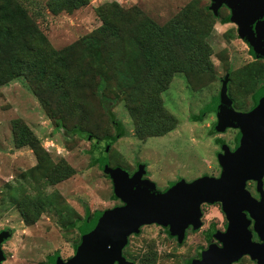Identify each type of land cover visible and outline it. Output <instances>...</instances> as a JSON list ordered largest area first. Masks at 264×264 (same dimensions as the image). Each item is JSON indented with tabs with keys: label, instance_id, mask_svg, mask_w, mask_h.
<instances>
[{
	"label": "rangeland",
	"instance_id": "1",
	"mask_svg": "<svg viewBox=\"0 0 264 264\" xmlns=\"http://www.w3.org/2000/svg\"><path fill=\"white\" fill-rule=\"evenodd\" d=\"M21 1L35 17L49 44L59 49L101 23L97 10L104 3L114 1L123 8L136 6L145 16L162 25L190 0H86L84 5L71 11L57 12L46 7L47 0ZM200 4L209 8L210 0H200ZM228 15L230 11L226 6L218 8L208 37L213 75H202L199 80H194L197 84L188 85L182 74H176L161 93L163 105L176 118L172 130L162 136L139 139L122 102L118 101L111 108L126 134L104 150L109 166L117 163L118 167L131 173L137 163H142L146 178L153 181L158 189L179 179L188 182L200 176L218 175L220 146L225 143L231 149L237 129L213 132L216 114L207 112L200 116V111L217 95L227 70L237 75L239 69L254 60L245 42L237 35L236 25L227 19ZM201 82L203 87H192ZM251 93L243 96L241 106L245 109L253 105ZM238 95L237 100L241 98ZM232 105L241 110L236 104ZM196 115L200 119L195 120ZM16 119L35 134L53 161L62 158L73 168L74 173L70 177L51 186L44 185L41 189L52 195L62 207L73 210L74 216L81 220L87 213L91 215L122 204L113 197L111 180L99 168V161L92 162L94 157L100 156L98 151L104 148L105 140L98 141V149H93V141L56 128L22 78L0 85V230L9 232L1 243L5 256L1 264H50L49 257L55 254L66 260L74 253V245L79 240L78 229L64 228L59 214L48 208L42 210L35 221L27 223L20 215L18 205L8 202L20 196L12 195L8 186L25 185L24 175L36 164L31 149L15 146L12 126ZM246 187L254 194L251 181ZM29 191L32 192L31 189ZM222 217L217 204L203 205L202 226L195 232L188 231L180 243L155 223L142 225L137 234L128 236L122 253L134 264H186L201 244L205 245V229L212 224L221 228L224 223ZM234 264L254 263L244 256Z\"/></svg>",
	"mask_w": 264,
	"mask_h": 264
},
{
	"label": "trees",
	"instance_id": "2",
	"mask_svg": "<svg viewBox=\"0 0 264 264\" xmlns=\"http://www.w3.org/2000/svg\"><path fill=\"white\" fill-rule=\"evenodd\" d=\"M85 2L47 0L46 7L53 12L71 11ZM97 11L101 23L96 28L55 49L21 0H0V85L22 78L56 128L93 141V149L105 140L100 156L92 160L99 161L101 168L105 162L109 165L105 147L126 134L111 110L118 101L126 108L139 139L162 136L175 127L176 118L163 105L161 93L176 74H182L188 85L197 84L194 80L202 75H213L208 37L214 14L200 0H190L162 25L136 6L123 8L114 1L98 6ZM237 72H226L227 94L246 111L253 105L243 108V96L252 92L254 104L255 92L264 86V60L254 58ZM202 82L192 87L201 88ZM12 127L15 146L31 149L36 164L24 175L25 185L8 186L12 195H20L8 198L9 204L18 205L27 223L48 208L55 209L64 228L78 229L94 213L81 220L41 189L70 177L73 168L62 158L53 161L21 120H13Z\"/></svg>",
	"mask_w": 264,
	"mask_h": 264
},
{
	"label": "water",
	"instance_id": "3",
	"mask_svg": "<svg viewBox=\"0 0 264 264\" xmlns=\"http://www.w3.org/2000/svg\"><path fill=\"white\" fill-rule=\"evenodd\" d=\"M222 5L229 9L230 21L251 56L264 60V0H210L209 9L215 14ZM227 82L225 73L217 95L200 111V116L216 114V132L238 130L233 149L225 143L220 146L219 176L205 175L189 182L179 179L160 191L153 181L143 178V164L129 175L105 162L101 170L110 178L113 194L122 204L84 218L73 255L62 260L55 254L49 257L50 264H133L122 255L129 235L137 234L142 225L155 223L168 227L181 241L188 225H201L200 204L204 202H220L227 222L224 231L214 232L221 245L211 244L190 264H231L242 255L264 264V86L255 92L253 106L241 111L232 105ZM249 180L255 182L259 199L246 188ZM251 222L260 242L252 239ZM8 235L7 230L0 231V264L5 257L1 243Z\"/></svg>",
	"mask_w": 264,
	"mask_h": 264
},
{
	"label": "flooded vegetation",
	"instance_id": "4",
	"mask_svg": "<svg viewBox=\"0 0 264 264\" xmlns=\"http://www.w3.org/2000/svg\"><path fill=\"white\" fill-rule=\"evenodd\" d=\"M237 132H238V130L236 131V134H237ZM236 134H235V137H236ZM234 144H235V138H234ZM233 147H234V145H233ZM233 147H232L231 149H233ZM138 164H139V163H137V165H138ZM141 164H142V163H141ZM137 165H136V169H137ZM219 167H220V166H219ZM136 169H135L133 172H131V173L128 172V174H129V175L133 174V173L136 171ZM220 170H221V168H220ZM220 170H219L218 175H217L216 177L219 176V174H220ZM145 172H146V170H145ZM143 178H146L145 173H144V175H143ZM249 181H251V182L253 183V185H254V194H253L252 192H250L251 195H252L253 197L259 199V198H260V195H259V193L257 192V190H256V188H255V182H254L253 180H249ZM249 181H247V182H249ZM172 182H173V181H172ZM188 182H189V181H188ZM246 184H247V183H246ZM168 186H169V185H167V186L164 187L163 189H158V188H157V189L160 190V191H163V190L167 189ZM246 188H247V187H246ZM263 188H264V184H263ZM247 189H248V188H247ZM248 190H249V189H248ZM205 204H207V205L217 204V205L219 206L220 213H221L222 216H223L222 219L224 220V223L221 224V225H222L221 228H218L216 225L212 224V225L208 226L207 229H205V232H204V233H205V234H204L205 245L202 246V244H201V246L197 249V253H196L194 256H192L191 258L188 259V260H190V262H191L193 259L200 258V257H201V253H202L204 250H206L207 248H209V246H210L211 244H215V245H218V246L221 245V242H220V241L214 236V232H216V231H220V232H221V231H224V229H225V224H226V222H227L226 217H225L224 213L222 212V209H221V203H220V202H214V203H206V202H204V203L200 204V209H201V212H202L201 218H202V216H203V205H205ZM90 218H91V217H90ZM201 218H200V221H201ZM201 223H202V222H201ZM252 223H253V222H251V224L249 225V229L252 231V239H253L254 241H258V242H260V240H259L257 234L252 230ZM157 225H158V224H157ZM158 226H161V225H158ZM201 226H202V225H200V226L197 227V228H194L192 225H188V226L185 228V230H184V236H183V239H182L181 241H183V240L185 239V237L187 236V232H188V231L195 232V231H197ZM161 227L164 228V230H165V232L168 234V236H170L171 238H173L174 240H176L178 243L181 242V241H179V240L177 239L176 236L171 235V234L169 233L168 227H164V226H161ZM0 231H1V230H0ZM122 255L124 256L123 253H122ZM244 256H248V255H242L238 260H240V259H241L242 257H244ZM124 257H125V256H124ZM248 257H249V256H248ZM125 259L129 260V259L126 258V257H125ZM249 259H250V257H249ZM238 260L232 262L231 264H234V263L238 262ZM250 260H252V259H250ZM129 261H131V260H129ZM190 262H189V264H190ZM252 262H253L254 264H256V262H255L254 260H252ZM115 264H116V263H115ZM133 264H134V263H133Z\"/></svg>",
	"mask_w": 264,
	"mask_h": 264
}]
</instances>
